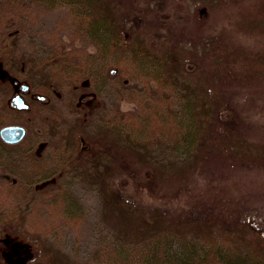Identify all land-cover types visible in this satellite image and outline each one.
I'll use <instances>...</instances> for the list:
<instances>
[{
	"label": "rangeland",
	"instance_id": "obj_1",
	"mask_svg": "<svg viewBox=\"0 0 264 264\" xmlns=\"http://www.w3.org/2000/svg\"><path fill=\"white\" fill-rule=\"evenodd\" d=\"M135 1L113 0L108 5L116 11V18L124 21L130 13L134 15ZM204 7L200 0H166L160 13L163 11L172 25L170 40H162L156 32L151 35L146 23L136 25L144 29L131 40L132 50L102 52L79 28L68 6L24 7L28 12L25 33L0 53V110L9 111L3 126L20 124L27 129V136L41 134L38 153L48 144H61L68 156L74 155L70 145L74 133L85 139L89 151L75 157L76 166L73 163L61 177L38 187L21 205L8 189L16 177L0 168V264H115L111 261L115 246L144 235V228L150 227L144 221L152 213L170 221L174 213L194 206L199 210L206 207V213L212 206L218 218L215 228L224 232L238 227L236 218L252 220L264 228V167L226 169L216 160L196 157L161 170L144 158L145 152L139 147L123 143L110 126H105L114 117H121L120 112L139 113L146 101L134 99V90L145 91L154 84L149 82L150 75L140 72L142 68L135 62L138 53L133 50L139 51L140 45L156 49L165 61L172 50L181 56L180 42L217 31L226 21L224 14L230 11L224 8L214 14L206 8L205 17L199 18L196 11ZM152 13H148L149 19ZM145 21L141 18L134 23ZM13 22L8 15L6 26ZM46 48L61 50L70 58L77 75L70 86L59 88L52 71L35 59L34 55ZM85 64L101 65L108 74L111 70L114 74L98 75L86 70ZM81 69L83 72L78 71ZM17 82H26L33 90L37 86L44 89L38 94L49 102L41 120L35 115L40 100L31 93L25 96L30 111L14 112L10 100L19 91ZM82 145L80 142L78 152ZM68 168L73 169L68 172ZM56 193L61 196L53 199ZM204 220L199 218L207 224ZM13 241L19 242V256L13 255Z\"/></svg>",
	"mask_w": 264,
	"mask_h": 264
},
{
	"label": "trees",
	"instance_id": "obj_2",
	"mask_svg": "<svg viewBox=\"0 0 264 264\" xmlns=\"http://www.w3.org/2000/svg\"><path fill=\"white\" fill-rule=\"evenodd\" d=\"M110 1L113 0H0V53L5 46L8 48L10 41L13 46L20 34L25 33L27 11L24 7L27 10L30 4L48 9L68 6L79 28L96 42L101 52L117 48L132 50L131 40L139 37L144 29L136 25L146 23L151 35L156 32L162 40L171 39L172 25L164 12L160 13L166 0H136L132 7L133 10L137 5L133 10L136 16L130 13L132 16L129 14L124 21L116 18V11L109 8ZM200 1L206 7L196 11L199 18L205 17L206 8L214 14L228 8L230 11L224 14L226 21L213 33L180 42L183 54L176 56L172 50L166 61L156 49H144L142 45L139 51L134 49L138 53L135 62L142 68L140 72L150 75L149 82L154 84L150 83L145 91L134 90V99L146 101L139 113L120 112L121 117H114L105 126H110L111 132L123 143L139 147L145 152L144 158L161 170L196 157L216 160L226 169L264 167V0ZM152 11L149 19L148 13ZM140 12L141 17H137ZM8 15L13 17L11 27L6 26ZM141 18L147 21L134 23ZM34 57L52 71L59 88L75 81L76 69L61 50L46 48ZM187 64L191 66L188 69ZM89 66L86 65V70L108 74L101 65ZM111 73L114 70L108 76ZM37 87L34 90L31 87L32 91H44ZM48 102L39 101L40 108L35 113L39 120L45 115ZM6 111L0 110V128L9 115ZM229 112V117L224 115ZM42 140L39 133L26 134L18 143H6L0 137V168L16 177L8 189L16 195L18 205L35 194L41 185L61 177L75 162V157L89 151L85 139L76 133L70 138L75 150L70 156L61 144H48L38 153ZM80 142L84 145L78 152ZM72 169L68 168V172ZM59 196L56 193L53 199ZM190 208L174 213L170 221L152 213L147 223L144 221L145 226L150 225L144 228V235L115 246L111 261L115 264H264L262 226L236 218L238 227L233 232H224L215 228L218 218L212 206L208 213L206 207ZM199 218H205L208 223L203 224ZM189 225L197 227L192 229Z\"/></svg>",
	"mask_w": 264,
	"mask_h": 264
},
{
	"label": "water",
	"instance_id": "obj_3",
	"mask_svg": "<svg viewBox=\"0 0 264 264\" xmlns=\"http://www.w3.org/2000/svg\"><path fill=\"white\" fill-rule=\"evenodd\" d=\"M18 89L22 92L30 90V85L27 83H19ZM38 99L42 101H47V97L41 94L35 95ZM10 104L19 110H27L30 108V104L26 101L22 93L16 91V93L12 96L10 100ZM27 134V129L20 124H8L4 125L0 128V137L6 143H18L24 139ZM11 247L13 249V255L19 256L21 251L19 248V242L13 241L11 243ZM28 248L24 249V252H27Z\"/></svg>",
	"mask_w": 264,
	"mask_h": 264
},
{
	"label": "flooded vegetation",
	"instance_id": "obj_4",
	"mask_svg": "<svg viewBox=\"0 0 264 264\" xmlns=\"http://www.w3.org/2000/svg\"><path fill=\"white\" fill-rule=\"evenodd\" d=\"M16 84V83H15ZM18 82H17V87H18ZM18 92H20V93H22V95L24 96V98H25V96L26 95H28L29 93H31L32 94V96H34L35 95V93H33L32 92V90L30 89V90H28V91H25V92H22L21 90L20 91H18Z\"/></svg>",
	"mask_w": 264,
	"mask_h": 264
}]
</instances>
